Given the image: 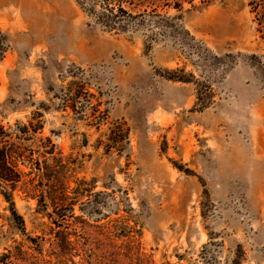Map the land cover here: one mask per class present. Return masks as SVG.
<instances>
[{
	"label": "rangeland",
	"instance_id": "obj_1",
	"mask_svg": "<svg viewBox=\"0 0 264 264\" xmlns=\"http://www.w3.org/2000/svg\"><path fill=\"white\" fill-rule=\"evenodd\" d=\"M106 1L0 0V264H264V0Z\"/></svg>",
	"mask_w": 264,
	"mask_h": 264
},
{
	"label": "trees",
	"instance_id": "obj_2",
	"mask_svg": "<svg viewBox=\"0 0 264 264\" xmlns=\"http://www.w3.org/2000/svg\"><path fill=\"white\" fill-rule=\"evenodd\" d=\"M77 6L90 18H93L98 22V24L109 27V29H117L120 28L121 25H125V20H119L120 16H130L127 14L125 10L121 7V4L118 5L117 12H114L112 8H109L108 1H104L105 5L103 7L96 4L95 0H75ZM27 129L22 128V132H25ZM5 153H0V164L4 163L5 161ZM39 167V165H37ZM14 183H17L20 179V175L15 172L14 173ZM2 198L8 203L9 205V212L12 217H18L16 215L14 204L12 202L11 196H7L6 194H1ZM43 195L41 196V198ZM41 202V200H40Z\"/></svg>",
	"mask_w": 264,
	"mask_h": 264
}]
</instances>
